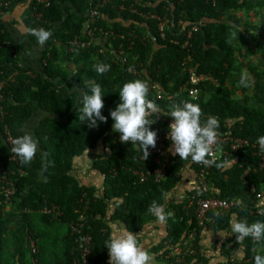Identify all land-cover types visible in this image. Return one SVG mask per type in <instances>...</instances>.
Wrapping results in <instances>:
<instances>
[{
	"label": "trees",
	"instance_id": "1",
	"mask_svg": "<svg viewBox=\"0 0 264 264\" xmlns=\"http://www.w3.org/2000/svg\"><path fill=\"white\" fill-rule=\"evenodd\" d=\"M48 1L45 7L33 0L25 19L31 41L44 47L38 67L21 65V54L0 21V85L5 84L0 165L15 171L11 178L17 187L13 207H0V264H80V235L71 226L81 222L82 234L92 237L89 264H112L109 215L131 232H141L161 217L166 234L155 248L159 263L210 264L200 237L211 225L200 226L195 207L189 206L193 188L184 200L168 199L188 167L197 180L198 161L207 157L203 138L180 140V152L171 158L172 166L160 183L153 177L140 183L134 171L153 164L152 137L170 129L171 120L181 115L203 124L217 117V129L223 133L251 143L264 140V44H248L252 34L264 40V13L255 11L264 8V0ZM100 2L104 5L92 23L97 39L89 48L73 46L75 38L88 41L90 12ZM35 12L43 13L40 21L32 16ZM162 23L165 39L159 31ZM101 30L109 33L108 39ZM188 56L204 81L192 82L184 65ZM239 71L248 81L235 87L238 100L229 84ZM151 85L162 91V98ZM192 87L199 91L196 98L189 94ZM251 89L255 103L243 100ZM41 112L31 144L26 127ZM5 126L21 149L18 164L9 157ZM138 134L142 140L134 138ZM122 135L130 138L122 140ZM262 152L264 147L252 145L235 153L223 147L212 164L210 196L235 198L244 206L217 218L212 226L224 229L236 213L242 230L237 236L245 237V259L219 264H264V216L256 213L257 207L264 208L263 199L257 198L264 193ZM82 157L92 162L88 172L102 177V188L75 168ZM54 206L63 212L61 217L42 213ZM57 223L64 224L66 232L62 239L51 240L47 230Z\"/></svg>",
	"mask_w": 264,
	"mask_h": 264
},
{
	"label": "built area",
	"instance_id": "2",
	"mask_svg": "<svg viewBox=\"0 0 264 264\" xmlns=\"http://www.w3.org/2000/svg\"><path fill=\"white\" fill-rule=\"evenodd\" d=\"M37 1L39 5L41 4L45 7H48L50 5L48 0ZM12 5V0L0 1V18L5 12L12 8ZM103 5L104 3L100 2L90 12L91 19L89 21L88 30L86 31L88 41L80 42L77 38H75L71 42L73 46L81 49L89 48L92 43L97 39V27H92V23H94L95 18L100 15V9L103 7ZM135 12L136 11H134V13ZM32 16L36 17L38 21H40L43 16V13L35 12ZM145 17L147 18V16ZM157 19H159V17H157ZM170 22L171 21L169 19L166 20V25L168 26ZM164 27L165 25L164 23H162L159 30L162 33L163 39H165V35L163 32ZM194 30H197V28H194ZM101 32L104 31L101 30ZM192 33V31L189 32V37L192 36ZM101 34L104 35V39L109 38L108 32H104ZM172 42L176 44L174 40ZM187 46H189L188 42L184 44V47ZM99 52L101 54H104L103 49H100ZM123 56V52L120 51V59H123ZM191 63H193V58L192 56H188L184 62V65L185 70L191 76L192 82L197 84L198 82L204 81L205 77L200 76L197 73L198 66L193 67L190 65ZM4 85L5 84L3 83L0 85V100L3 99L1 91ZM151 88L156 91L158 98H162L163 94L161 90H157L156 86L152 85ZM184 90H188V88L185 87ZM189 94L191 95V97L196 98L199 94V91L198 89L192 87L189 89ZM159 118H162V115H159ZM171 125L172 127L170 129L160 132L152 137L151 140L153 143V147L150 150V155L153 156V164L146 170L142 168L140 170L134 171V174L139 178V182L145 183L147 180H149L150 177H153L156 183L162 182L167 177V173L172 166L173 162L171 161V158L175 156L177 152H180L178 146L176 145L175 147L173 142L175 140L187 142L191 137H202L204 140L205 152L207 157L198 161V166L200 169L197 175V180L193 185L192 189V192L195 193L191 196L189 203V206L195 207L194 212L197 215L199 225L202 227H205L207 223L210 225H214L217 218L228 215L233 209L239 208L243 210L244 206L235 198H218L216 196H210L211 188L209 186L208 177L210 176L212 164L216 161L218 150L222 149L223 147H229V149L233 153H235L240 149L248 147L250 145H252L254 148H262L264 147V140H259L256 143H251L249 140L240 137H234L228 132L223 133L217 129L219 125V119L217 117H208V122L206 124H203L201 122H195L191 120L186 115H181L178 119L171 120ZM129 138L130 137L127 135L121 136L122 140H127ZM134 138L142 140V137L139 134L136 135ZM4 139L10 151L9 157L11 161L18 164L21 157V149L18 147L17 140L13 137L8 126H5ZM226 153L231 155V153H229L228 151H226ZM260 157L264 161V152L261 153ZM0 171L2 173V177L0 179L1 195L3 196V200L0 201V207L6 206L7 209H11L13 207L12 199L17 194V187L15 185L14 180L11 178L15 174V171H9L3 165H0ZM263 196L264 193L258 194L257 198L262 199ZM42 213L53 214V216L56 218H59L63 215V212L57 206H54L53 209H44L42 210ZM256 213L258 215L264 216V208L257 207ZM80 220L84 221L82 217L80 218ZM83 227L84 224L81 222L78 223L77 226H71V229L74 233L80 235V264H89V259L91 256L92 237L90 235L82 234ZM253 234L255 238L259 237L256 232H254ZM33 251L36 252L37 250L34 249Z\"/></svg>",
	"mask_w": 264,
	"mask_h": 264
},
{
	"label": "crops",
	"instance_id": "3",
	"mask_svg": "<svg viewBox=\"0 0 264 264\" xmlns=\"http://www.w3.org/2000/svg\"><path fill=\"white\" fill-rule=\"evenodd\" d=\"M32 1L33 0H12V8L5 12L0 18V21L2 25L5 26L14 46L21 54V65L24 67L40 66L42 50L44 48L42 45H35L28 35L29 27L25 19ZM255 11L260 15L261 13H264V8H255ZM258 11H261V13ZM253 28L255 30L257 29V23L253 24ZM250 32L253 33L254 31L252 30ZM251 37L259 36L258 34L257 36L252 34ZM256 39L257 38H253V40H255L254 44L260 43L256 42ZM248 44H250V42H248ZM241 47L242 52H247V47ZM251 90L248 93H250ZM255 94L256 92L253 90V98L250 100L252 103L256 102ZM40 117H43L42 112L38 113L37 116L35 115L29 122V125L27 126L28 128L26 127V133L29 135L31 144L35 143L32 128L36 122L40 120ZM173 143L176 147V145H179L180 140H175ZM74 166L79 172L83 171L88 175L87 181H90L93 186H96L98 189L102 188V177L99 174L97 175L94 173V175L91 172H88L92 169L91 160L83 157L77 158ZM80 177L83 179L84 176L82 175ZM195 182L196 172L188 167L184 179L179 182L176 187L177 189L175 188L176 191L170 195L168 199L171 201H181L186 199L188 192L190 193V189L193 188ZM262 199L264 201V196ZM263 201L260 200L261 203H263ZM114 209L115 206L111 205V215L114 212ZM110 219L111 216L109 215L107 223L111 228L114 244V248L111 252L112 264H162L157 260L158 255L155 253V248L162 242L166 234L165 222L161 217L155 222H152L153 224L151 223L150 226L144 227L141 232H131L126 224ZM37 220L39 221L38 218L34 219L36 225H39ZM228 224L229 225L224 229H217L211 225L205 227L201 231L200 245L204 254L210 257V264H219L222 262H228L229 260L231 262L243 261L245 259L244 234L240 238L237 236L242 233L239 216L236 213H233ZM63 237L64 235L60 238L62 239ZM38 242L40 241L38 240ZM127 249H131V251L127 252L130 258L128 263L125 262V255L127 256L125 252ZM17 264H19V262Z\"/></svg>",
	"mask_w": 264,
	"mask_h": 264
},
{
	"label": "rangeland",
	"instance_id": "4",
	"mask_svg": "<svg viewBox=\"0 0 264 264\" xmlns=\"http://www.w3.org/2000/svg\"><path fill=\"white\" fill-rule=\"evenodd\" d=\"M252 33V32H251ZM253 38H257L256 39V42H260V44H264V40H262L261 38L259 37H253ZM252 37H250L249 41L248 42H251L252 44H254L255 40H253ZM239 45V44H238ZM242 72H245V69H242ZM242 72L239 71V75L238 77H236L232 83H230L229 85L231 87H234V90H235V87L241 82H247L248 80L246 79L247 78V75L246 74H243ZM249 92V91H248ZM235 98H237L238 100L240 99V97L238 96V93L236 92L235 90ZM253 98V90H251L250 93H247V95H245L243 97V100L244 101H248V100H252ZM41 226V225H40ZM41 228L43 229L44 226L42 225ZM148 229V228H147ZM45 230V229H44ZM65 226L64 224L62 223H57L53 228H50L47 230V237L50 238L51 240H56V238L60 239V237H62L64 234H65ZM41 244V242H40ZM59 246V245H58ZM60 247V246H59ZM60 249V248H59ZM126 258H129L128 256H126Z\"/></svg>",
	"mask_w": 264,
	"mask_h": 264
},
{
	"label": "clouds",
	"instance_id": "5",
	"mask_svg": "<svg viewBox=\"0 0 264 264\" xmlns=\"http://www.w3.org/2000/svg\"><path fill=\"white\" fill-rule=\"evenodd\" d=\"M176 44H178V42L176 43ZM191 198V197H190ZM190 203V202H189ZM84 227H85V224H84ZM36 249V248H35ZM34 250V249H33ZM37 250V249H36Z\"/></svg>",
	"mask_w": 264,
	"mask_h": 264
}]
</instances>
